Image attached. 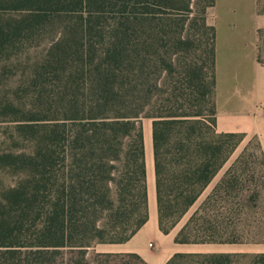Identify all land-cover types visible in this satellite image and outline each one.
<instances>
[{
    "label": "trees",
    "instance_id": "trees-1",
    "mask_svg": "<svg viewBox=\"0 0 264 264\" xmlns=\"http://www.w3.org/2000/svg\"><path fill=\"white\" fill-rule=\"evenodd\" d=\"M214 4L0 0V12L20 14L0 16V57L39 44L52 25L62 27L28 77L24 96L38 105L8 99L0 108L29 143L27 150L0 152V170L19 178L0 192V264H149L135 252L95 249L125 242L148 219L142 118L151 119L164 233L242 139L216 130V30L207 19ZM241 159L224 171L174 242H242L244 187L242 170L235 169ZM232 256L176 252L165 264L188 257L230 264Z\"/></svg>",
    "mask_w": 264,
    "mask_h": 264
},
{
    "label": "rangeland",
    "instance_id": "rangeland-1",
    "mask_svg": "<svg viewBox=\"0 0 264 264\" xmlns=\"http://www.w3.org/2000/svg\"><path fill=\"white\" fill-rule=\"evenodd\" d=\"M240 0H216L215 5L208 10V18L213 20L219 45L217 48L218 57H227L228 62H233V57H240L239 50L242 48L241 43L244 33V24L246 23V15L240 10ZM261 9L264 10V0L260 2ZM231 9H235L234 13ZM18 17L19 13L0 12L1 17L6 16ZM238 24V31L234 32L229 28L230 22L234 24L231 19ZM208 20L209 22H211ZM62 27L52 25V28L43 34V39L37 45L18 49L9 58L8 56L0 57V108L6 100H11L17 105H28L31 100L24 95L26 91L30 90L27 85L28 77L31 74L35 65L41 62L52 41L60 37L58 29ZM259 48L264 53V30L261 33L259 40ZM200 54V50L197 51ZM229 58V59H228ZM264 58V54H263ZM227 72V71H226ZM52 86L48 87L51 89ZM44 103L45 102H41ZM36 104L38 103H30ZM10 115V114H8ZM12 117V116H11ZM11 119L9 116L0 114V152L4 150H27L29 143L20 139L13 130V123L6 121ZM142 126L144 130L145 141V162L148 154L152 156L151 146V119L143 117ZM13 132V137L11 133ZM208 134L207 128H202V135L206 137ZM15 136V139H14ZM242 156L239 163H236L235 169L241 170V183L243 185L242 204L243 209L241 213V226L238 230L242 242H235V251L232 253V261L230 264H264V258L259 257L264 253V143L258 139L252 138L250 140H240L232 153L230 154L223 167L214 176L211 182L204 189L197 201L190 207V209L183 214L169 232L177 233L179 228L185 223L190 214L197 208V206L204 200L205 196L211 191L216 182L222 177L224 171L231 166L237 157ZM147 169V178L149 168ZM151 169V168H150ZM153 169V164H152ZM17 175H12L5 170H0V192L5 187L14 184L18 181ZM153 190L155 194L154 184V170H153ZM148 188L151 187L147 180ZM234 217V216H233ZM235 218V217H234ZM155 244L156 241L153 240ZM185 244H205V243H185ZM99 245L95 246L96 250H100ZM152 248L154 246H151ZM184 253H218L212 252L208 248L197 247L194 251H187ZM180 264H208L204 261V257H191L183 259Z\"/></svg>",
    "mask_w": 264,
    "mask_h": 264
},
{
    "label": "crops",
    "instance_id": "crops-1",
    "mask_svg": "<svg viewBox=\"0 0 264 264\" xmlns=\"http://www.w3.org/2000/svg\"><path fill=\"white\" fill-rule=\"evenodd\" d=\"M240 2L242 4L240 10L246 15V23L243 27L240 57H233V62L227 63V57H218L219 40L215 27L216 130L239 133L242 135V140L248 141L255 138L264 143V53L259 48V40L264 30V10L260 7L261 0H240ZM234 11L235 9H231L232 13ZM207 19L210 20L208 16ZM231 20L234 24L230 22L229 28L234 32L238 31V24L233 18ZM210 21L208 22L215 26L213 20ZM152 164V156L148 154L146 157V166L149 168L147 180L152 186L148 188L147 221L125 242L100 244V250L135 252L149 264H165L174 253L194 251L199 246L218 253L237 250L234 249L236 245L233 243H176L174 242L175 233H164L160 230L152 182Z\"/></svg>",
    "mask_w": 264,
    "mask_h": 264
}]
</instances>
